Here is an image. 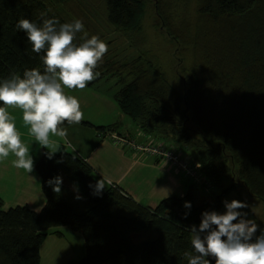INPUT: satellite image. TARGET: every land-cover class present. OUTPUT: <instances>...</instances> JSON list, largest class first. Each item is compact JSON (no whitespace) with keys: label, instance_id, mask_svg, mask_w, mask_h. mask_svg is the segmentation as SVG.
Returning <instances> with one entry per match:
<instances>
[{"label":"trees","instance_id":"obj_1","mask_svg":"<svg viewBox=\"0 0 264 264\" xmlns=\"http://www.w3.org/2000/svg\"><path fill=\"white\" fill-rule=\"evenodd\" d=\"M85 1L0 0V80L12 72L22 77L25 69H44L43 52H33L26 35L16 29L19 19L40 24V13L46 12L60 23L81 19L85 30L89 25L96 31L101 26L91 21H104L124 48L139 51L119 58L109 49L113 41H106L108 51L88 85L114 77L119 87L112 97L120 111L152 141L183 151L204 180L183 174L184 195L163 197L152 207L114 183L93 195L89 185L101 178L85 159H73L71 152L48 159L44 153L35 163L45 199L41 209H4L0 198V264H41L46 230L56 227L78 231L84 239L83 257L66 264H187L184 252L192 251L188 226H198L205 210L219 212L239 182L264 205V0H197L189 38L185 10L180 9L183 17L173 26L166 23L164 34L175 43V56L189 52L190 64L182 55L173 74L140 37L145 0H101L103 7L96 11ZM79 124L93 126L84 120ZM57 175L63 181L59 195L47 183ZM226 179L231 182L213 196L199 194L196 187L209 189ZM77 192L81 199L75 198ZM252 219L264 231V217Z\"/></svg>","mask_w":264,"mask_h":264},{"label":"clouds","instance_id":"obj_2","mask_svg":"<svg viewBox=\"0 0 264 264\" xmlns=\"http://www.w3.org/2000/svg\"><path fill=\"white\" fill-rule=\"evenodd\" d=\"M41 23L21 18L15 25L31 44L32 51L40 54L43 72L37 68L25 69L23 76L16 72L0 80V161L13 156L11 163L28 174L34 171V161L29 146L21 139L15 116L9 109H19L21 120L30 136L46 149V157L61 151V143L52 139L58 137L67 142L68 131L62 125L79 124L84 119L80 102L65 89L83 90L94 80L95 71L102 62L108 45L97 35L90 38L81 19L60 23L40 13ZM78 33H83L79 43H74ZM69 147H72L69 144ZM72 158L76 149L72 147ZM54 193L62 191V177L57 175L47 181ZM111 180L102 178L95 185L92 194L99 196ZM76 199L82 197L78 194ZM224 211L205 210L201 213L199 225H190L192 251H185L187 264H264V231L244 211L249 207L246 200H224ZM186 209L191 203L185 201ZM188 212L184 213L187 218ZM259 233V234H258Z\"/></svg>","mask_w":264,"mask_h":264},{"label":"crops","instance_id":"obj_3","mask_svg":"<svg viewBox=\"0 0 264 264\" xmlns=\"http://www.w3.org/2000/svg\"><path fill=\"white\" fill-rule=\"evenodd\" d=\"M101 81L102 79L92 85L87 84L83 90L65 89L68 94L78 98L84 113L83 120L93 126L84 124L63 126L68 131L67 142L52 137L62 145L61 151L56 153H72L74 147L76 155L85 159L101 179L111 180L134 199L148 206H156L163 197L173 194L184 195L187 180L181 173L160 164L155 157L122 148L110 139L107 132H98L94 127L104 126L108 128L106 130L129 132L133 136L136 135L137 139H141L138 127L127 120L113 99L114 91ZM9 111L15 116L22 141L29 146V153L34 161V171L28 174L23 169L13 167L11 163L13 156L0 161V198L3 208L27 205L39 210L45 199L35 163L47 150L29 135L27 127L22 123L20 110L9 109ZM69 144L72 147H69Z\"/></svg>","mask_w":264,"mask_h":264},{"label":"rangeland","instance_id":"obj_4","mask_svg":"<svg viewBox=\"0 0 264 264\" xmlns=\"http://www.w3.org/2000/svg\"><path fill=\"white\" fill-rule=\"evenodd\" d=\"M89 1L91 4L90 6H92L90 10L92 11L100 10L103 7L101 0ZM196 1L197 0H145L146 16L144 18V28L140 37L147 43V47H149L151 51H154L161 64L172 74L174 66H177L178 59L182 55L185 58V63L190 64V55L189 52H184L181 55L176 54L175 56V43L172 40V42H170L168 39L170 37L164 34L167 26L166 23L173 26L174 22H177L181 17H183L178 15L180 9H183L185 10V18L183 17V20L188 22L185 27L186 33H188L187 37L189 38L190 36H193V25L195 23V17L197 16ZM78 7L83 8L82 5ZM158 11L161 12V14ZM162 16L165 19H163ZM91 22L95 25L97 24L96 26H101L99 27L101 29H98L97 31L93 29V32L90 26L87 25L85 30L87 35H97L104 42L108 40L113 41V43L109 46V49L114 50L119 58L138 53L139 50L135 47L128 46V48H124L123 42L118 40V37L115 39L110 30L106 28L107 26H104V21L102 22L98 20L97 22L94 19ZM179 67L180 69L182 68L181 65H179ZM101 82L109 85L110 89L113 91L117 90L119 87L118 84H115L116 79L114 77H106L102 79ZM125 117L127 120L132 121L129 116L125 115ZM123 129L124 127H122L121 130ZM230 182L231 181L226 179V181H224L221 185H210L209 189L202 188L200 185H197L196 187L199 194H203L204 196H213L216 193H219L222 187ZM231 199L246 200L249 207L244 211L248 213L250 218L264 217L263 203L255 196H251L242 183L239 182L236 190L229 191L224 197V200ZM223 211L224 205L219 212ZM46 231L48 234L45 235L39 249L41 264H66L70 260H78L83 257L85 253V246L83 236L80 232L73 231L67 227L50 228Z\"/></svg>","mask_w":264,"mask_h":264},{"label":"built area","instance_id":"obj_5","mask_svg":"<svg viewBox=\"0 0 264 264\" xmlns=\"http://www.w3.org/2000/svg\"><path fill=\"white\" fill-rule=\"evenodd\" d=\"M115 141L125 143L136 150L156 154L166 160L176 171L188 176L191 180L202 182V176L197 164L190 161L183 153L177 149H169L162 145L136 144L133 140L125 137L115 136Z\"/></svg>","mask_w":264,"mask_h":264},{"label":"bare ground","instance_id":"obj_6","mask_svg":"<svg viewBox=\"0 0 264 264\" xmlns=\"http://www.w3.org/2000/svg\"><path fill=\"white\" fill-rule=\"evenodd\" d=\"M116 102V101H115ZM117 104V103H116ZM118 106V105H117ZM124 114V113H123ZM125 115V114H124ZM133 122V121H132ZM134 123V122H133ZM136 126V125H135ZM139 129V128H138ZM140 130V129H139ZM107 132V134H109V137L111 140H113V142L119 146H121L122 148H125V149H129V150H132V151H135V152H138V153H141V154H144V155H150L152 157H155L156 159H158V162L160 164H163V165H166V166H169L170 168H172L175 172L177 173H181V172H178L176 171L166 160H164L162 157L156 155V154H151V153H147V152H144V151H140V150H136L134 149L133 147L125 144V143H118L115 141L114 137L115 136H120V137H125V138H128L130 140H133L136 144H151V145H162L166 148H169V149H177L179 151H181L180 149L178 148H175V147H172V146H168L167 144H165L164 142H156V141H152L150 138H148V136L143 133L141 130L139 131V136L141 137V139H137V136H133L131 135L129 132H118L117 130L115 129H111V130H106L104 131L103 133ZM144 138V139H143ZM183 153L184 156H186L188 158V156L186 154H184L183 151H181ZM189 159V158H188ZM200 169V168H199ZM201 172V171H200ZM183 175V173H181Z\"/></svg>","mask_w":264,"mask_h":264}]
</instances>
